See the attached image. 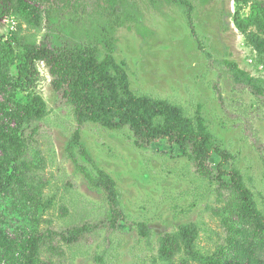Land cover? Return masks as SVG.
Here are the masks:
<instances>
[{"label":"rangeland","instance_id":"obj_1","mask_svg":"<svg viewBox=\"0 0 264 264\" xmlns=\"http://www.w3.org/2000/svg\"><path fill=\"white\" fill-rule=\"evenodd\" d=\"M23 1L39 9L32 0ZM253 1L264 5V0ZM235 12L234 0H59L52 10L55 26L45 25L39 41L49 35L58 46L96 47L100 60L113 48L116 62L127 63L134 95L167 100L182 106L189 117L203 119L213 140L235 156L222 164L223 171L241 172L264 215V98L235 86L225 62L238 63L255 77H264V66L235 28ZM242 13L249 16L251 4ZM21 26L22 35L29 33L15 17L0 19V42H7ZM13 48L8 73L14 87L0 82V102L9 96L14 103H26L29 92L22 86L27 70L20 59L24 51L16 44ZM37 67L35 92L44 98L49 114L29 130L36 134L30 137L22 163L31 193L19 191L4 200L0 228L14 239L34 231L90 228L77 243L58 240L56 254L43 248L40 264H99L98 256H104L105 264H154L159 237L195 223L200 229L198 251L222 264L227 256L226 229L238 227V218L232 215L225 222L222 209L228 199L219 197L217 182L200 176L167 142L140 148L126 128L112 131L96 124L80 128L71 106L53 89L47 67L43 63ZM79 128L80 144L69 152ZM81 145L90 159L83 156ZM221 162L214 154L207 164L215 179ZM78 166L94 177L105 173L114 180L126 224L110 227L112 211L105 192L93 186ZM67 184L72 189L63 188ZM37 200L41 205L36 207ZM50 200L53 205L47 209ZM139 222L152 230L151 244L138 235L134 224ZM183 258L177 254L173 264H184Z\"/></svg>","mask_w":264,"mask_h":264},{"label":"trees","instance_id":"obj_2","mask_svg":"<svg viewBox=\"0 0 264 264\" xmlns=\"http://www.w3.org/2000/svg\"><path fill=\"white\" fill-rule=\"evenodd\" d=\"M32 1L39 9L29 6L23 0H0V19L15 17L30 30L22 35L21 26L19 32L11 33L7 42H0V82L14 87L13 78L8 72L14 61L13 44H16L24 51L20 59L27 73L22 87L25 92H29L26 103H14L9 96L5 102H0V116L5 121L0 123V208L10 195L14 196L19 191L21 195L31 193L26 166L22 162L28 152L30 137L36 134L35 130H29L49 114L44 98L35 92L39 80L37 66L43 63L52 78L53 89L60 94L62 101L71 106L80 128L88 124L112 131L126 128L140 148H152L161 141L167 142L188 158L200 176L217 182L220 187L219 197L228 199L222 209L223 216H226L225 222H229L232 215L238 218V222H235L238 227L228 226L226 229L227 256L222 264H264V215L257 208L254 194L246 185L241 172L235 168L223 171L222 164L235 160V156L213 140L203 119L189 117L182 106L167 100L146 94L139 97L134 95L126 72L127 63L116 62L113 48L109 47V54L100 60L96 47L58 46L51 43L49 35L39 41L45 25L55 26L52 10L59 0ZM234 2V26L255 53L256 62L264 66V5L253 0ZM248 4H251V13L244 16L243 8ZM106 45L108 47L109 44L106 42ZM207 57L212 59L211 54H207ZM225 67L235 86L246 88L256 97L264 98V77L252 76L235 62L226 61ZM80 128L69 142V152L80 144ZM81 148L83 156L90 159L88 151L82 145ZM214 154L222 160L216 179L207 167ZM71 157L78 164L75 155ZM78 167L93 186L105 192L112 211L110 227L117 229L118 223L126 224L127 218L121 208L114 180L105 173L94 177L83 167ZM63 188L72 189V186L67 184ZM37 203L39 205L36 204V207L41 205L39 200ZM52 205V200L45 204L47 209ZM134 225L138 235L151 244L152 230L149 226L142 222ZM89 232L90 228L85 225L59 232L50 229L34 231L25 238L14 239L0 228V264H40L43 248L56 254L60 251L55 246L58 240L74 244ZM199 233L198 225L190 223L181 225L173 233L160 236L154 264H173L177 254L184 255V264H219V260L214 261L198 251ZM103 259L104 256H98V263L105 264Z\"/></svg>","mask_w":264,"mask_h":264}]
</instances>
